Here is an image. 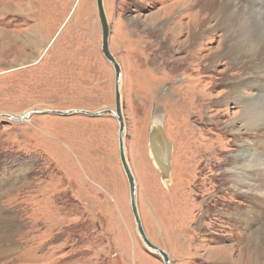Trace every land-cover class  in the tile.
<instances>
[{"label":"rangeland","instance_id":"374dc122","mask_svg":"<svg viewBox=\"0 0 264 264\" xmlns=\"http://www.w3.org/2000/svg\"><path fill=\"white\" fill-rule=\"evenodd\" d=\"M191 1L104 0L140 217L171 264H264L225 167L239 113L223 101L228 63H209L219 36L189 40ZM115 75L96 0H0V115L115 109ZM161 124L170 175L151 147ZM14 174L30 185L11 188ZM0 207L17 246L0 264H164L138 233L112 116L0 117Z\"/></svg>","mask_w":264,"mask_h":264},{"label":"bare ground","instance_id":"6f19581e","mask_svg":"<svg viewBox=\"0 0 264 264\" xmlns=\"http://www.w3.org/2000/svg\"><path fill=\"white\" fill-rule=\"evenodd\" d=\"M256 1L192 0L193 25L189 40L196 42L202 39L201 35H210L207 41L220 37V49L212 54L209 63L221 60L228 63L230 74L225 81L223 101L236 104L239 108L237 122L235 120L230 126L232 133L237 134V140H234L237 141V154L233 156L235 161H230V165L225 167L231 175L233 187L252 205L250 214L244 218L254 243L264 247V224L260 226L264 220V11L263 8H254ZM162 128V124L156 128L151 147L157 165L170 175L171 145L164 137ZM23 181L22 177L19 179L14 174L6 182L15 189L30 185V180ZM14 226L11 218L5 220L0 207V258L17 248L12 241Z\"/></svg>","mask_w":264,"mask_h":264},{"label":"water","instance_id":"95a60500","mask_svg":"<svg viewBox=\"0 0 264 264\" xmlns=\"http://www.w3.org/2000/svg\"><path fill=\"white\" fill-rule=\"evenodd\" d=\"M97 4V10H98V16L102 28V52L105 58L113 65L115 69V77H116V89H115V97H116V105L115 109L107 108L102 109L96 112H91L87 110H43V111H31L24 115L21 118L13 117L9 114L0 115V117H6L12 121L16 122H22L28 119L33 113H40V114H59V115H71V114H78L83 113L88 116L92 117H101L104 115H110L114 117L118 124H119V145H120V159L121 163L123 165L124 171L126 173V176L129 180L130 184V197H131V206L134 214V218L136 221L138 233L144 242V244L147 246V248L158 255H160L163 259L164 264H171V260L169 255L166 251L161 249L159 246L155 245L151 242V240L146 235V232L143 227V223L140 217L138 205H137V183L135 180V177L132 173L131 167L128 163L126 153H125V143H124V133H125V120L123 116V108H122V95H121V87L120 83L122 80V67L120 63L117 61L115 56L112 54V51L110 49V36H111V25L108 19V15L106 12L104 0H96Z\"/></svg>","mask_w":264,"mask_h":264},{"label":"flooded vegetation","instance_id":"af4514ba","mask_svg":"<svg viewBox=\"0 0 264 264\" xmlns=\"http://www.w3.org/2000/svg\"><path fill=\"white\" fill-rule=\"evenodd\" d=\"M108 116H110V115H108ZM111 117V116H110ZM114 118V117H113ZM115 119V118H114ZM116 120V119H115ZM117 121V120H116ZM118 123V122H117ZM119 125V124H118ZM119 151H120V145H119Z\"/></svg>","mask_w":264,"mask_h":264}]
</instances>
